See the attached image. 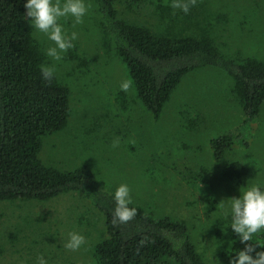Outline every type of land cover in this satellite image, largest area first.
Wrapping results in <instances>:
<instances>
[{
    "label": "rangeland",
    "instance_id": "obj_1",
    "mask_svg": "<svg viewBox=\"0 0 264 264\" xmlns=\"http://www.w3.org/2000/svg\"><path fill=\"white\" fill-rule=\"evenodd\" d=\"M86 3L91 8L83 23L74 26L72 17L61 18L69 34H78L61 61L45 54L52 42L34 31L45 64L71 88L68 126L43 139L41 157L63 170L87 165L112 192L127 184L132 201L184 220L209 264H229L226 241L234 235L227 230L230 208L227 202L223 209L218 204L238 197L248 181L264 184V109L252 124L257 137L251 148L226 156L225 162H245L247 174L224 177L225 162L213 160L210 140L243 119L229 94V76L215 67L188 74L155 118L137 98L125 64L103 49L97 1ZM117 5L121 18L161 33H191L210 20L211 32L226 52L264 56V0H196L193 22L171 6L151 12L146 0L141 10L130 9L127 0H117ZM125 82L127 91L121 88ZM114 141H119L116 147ZM0 214V264H36L41 255L47 264H88L92 244L104 229L100 212L76 192L42 202H0ZM70 232L85 237L77 250L64 246Z\"/></svg>",
    "mask_w": 264,
    "mask_h": 264
},
{
    "label": "trees",
    "instance_id": "obj_2",
    "mask_svg": "<svg viewBox=\"0 0 264 264\" xmlns=\"http://www.w3.org/2000/svg\"><path fill=\"white\" fill-rule=\"evenodd\" d=\"M96 1L103 49L125 64L137 98L150 114L160 117L185 76L215 67L232 80L229 94L243 119L211 138V156L224 163L232 151L251 148L257 137L252 124L264 109V56L229 54L216 41L210 20L195 29L200 33H161L121 18L117 0ZM146 1L151 12L171 6V0ZM24 2L0 0V202L49 201L69 192L83 195L104 220L88 264H209L184 220L132 201L136 216L113 224L114 192L97 181L90 167L63 170L43 160V139L68 126L71 88L55 72L50 81L42 77L46 57L24 15ZM143 3L127 0L132 10H141ZM195 12L190 7L184 20L193 22ZM76 57L80 56L76 53ZM247 171L245 162L231 159L222 175L235 179ZM259 238L264 241V235ZM226 242L228 257L244 247L235 235Z\"/></svg>",
    "mask_w": 264,
    "mask_h": 264
},
{
    "label": "clouds",
    "instance_id": "obj_3",
    "mask_svg": "<svg viewBox=\"0 0 264 264\" xmlns=\"http://www.w3.org/2000/svg\"><path fill=\"white\" fill-rule=\"evenodd\" d=\"M196 4V0H172L171 7L181 9L185 14L191 6ZM24 14L32 22V26L37 32L44 34L52 44L47 47L45 54L53 61H61L63 54L74 47V41L78 34L69 32L60 23L61 18L72 17L73 25L83 23V18L88 14L91 4L86 0H25ZM42 77L51 80L54 67L41 65ZM123 91H127L129 84L123 83ZM119 141H114L113 147ZM238 197H230L218 204L223 209L225 202L230 208L228 228L239 238V242L244 245L238 251L229 255V264H264V241L259 237L264 235V184L247 182L246 186H241ZM115 202L112 223H127L132 220L137 209L130 207L132 199L130 188L127 184H120L114 193H111ZM65 248L77 250L85 244V237L78 232H70ZM219 246V245H218ZM231 248V246H230ZM36 264H47L43 255L37 257Z\"/></svg>",
    "mask_w": 264,
    "mask_h": 264
}]
</instances>
